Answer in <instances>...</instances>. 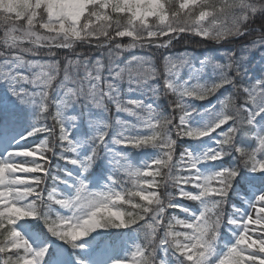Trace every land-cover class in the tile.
<instances>
[{
    "label": "snow or ice",
    "instance_id": "6c2138e0",
    "mask_svg": "<svg viewBox=\"0 0 264 264\" xmlns=\"http://www.w3.org/2000/svg\"><path fill=\"white\" fill-rule=\"evenodd\" d=\"M0 264H264V0H0Z\"/></svg>",
    "mask_w": 264,
    "mask_h": 264
},
{
    "label": "trees",
    "instance_id": "16d2710c",
    "mask_svg": "<svg viewBox=\"0 0 264 264\" xmlns=\"http://www.w3.org/2000/svg\"><path fill=\"white\" fill-rule=\"evenodd\" d=\"M177 45H179L178 48H180V49L184 48L183 42H181L180 44H177ZM189 47L195 48L196 45L193 44V45H191Z\"/></svg>",
    "mask_w": 264,
    "mask_h": 264
},
{
    "label": "rangeland",
    "instance_id": "374dc122",
    "mask_svg": "<svg viewBox=\"0 0 264 264\" xmlns=\"http://www.w3.org/2000/svg\"><path fill=\"white\" fill-rule=\"evenodd\" d=\"M203 51V50H202ZM201 52V51H200Z\"/></svg>",
    "mask_w": 264,
    "mask_h": 264
}]
</instances>
